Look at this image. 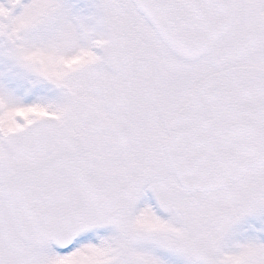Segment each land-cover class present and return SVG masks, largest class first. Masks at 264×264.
<instances>
[{
	"label": "snow or ice",
	"instance_id": "1",
	"mask_svg": "<svg viewBox=\"0 0 264 264\" xmlns=\"http://www.w3.org/2000/svg\"><path fill=\"white\" fill-rule=\"evenodd\" d=\"M0 264H264V0H0Z\"/></svg>",
	"mask_w": 264,
	"mask_h": 264
}]
</instances>
